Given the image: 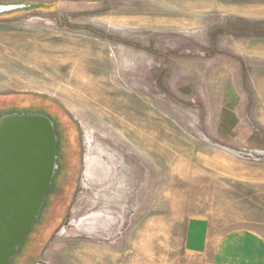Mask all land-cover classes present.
Instances as JSON below:
<instances>
[{"label": "rangeland", "instance_id": "rangeland-1", "mask_svg": "<svg viewBox=\"0 0 264 264\" xmlns=\"http://www.w3.org/2000/svg\"><path fill=\"white\" fill-rule=\"evenodd\" d=\"M0 6V117L41 109L61 137L10 264H212L230 234L264 242V0Z\"/></svg>", "mask_w": 264, "mask_h": 264}, {"label": "water", "instance_id": "water-1", "mask_svg": "<svg viewBox=\"0 0 264 264\" xmlns=\"http://www.w3.org/2000/svg\"><path fill=\"white\" fill-rule=\"evenodd\" d=\"M15 6H0V15ZM57 136L44 115L0 118V264H10L57 170Z\"/></svg>", "mask_w": 264, "mask_h": 264}, {"label": "crops", "instance_id": "crops-1", "mask_svg": "<svg viewBox=\"0 0 264 264\" xmlns=\"http://www.w3.org/2000/svg\"><path fill=\"white\" fill-rule=\"evenodd\" d=\"M4 55L8 56L10 53H8V51H4V54H1L0 57L2 58ZM36 57H38V59L35 62L37 64H42L41 59L39 60V56L36 55ZM5 62L9 64V68L7 69H10L11 71L12 67H10V62ZM42 66H44V64H42ZM203 240H201V235L197 232V237L194 236L192 238V247L189 248V250H192L195 255L202 256L207 248V244L206 242L203 243ZM135 242H137V240H135ZM94 246L95 244H92V247ZM133 246H135V244ZM95 256L98 258H95ZM101 257L102 255L95 252H89L88 255L85 254L84 256L87 262H95ZM211 263L264 264V242L258 235L250 232H237L230 234L222 239L219 243L218 241L216 242L212 252Z\"/></svg>", "mask_w": 264, "mask_h": 264}, {"label": "flooded vegetation", "instance_id": "flooded-vegetation-1", "mask_svg": "<svg viewBox=\"0 0 264 264\" xmlns=\"http://www.w3.org/2000/svg\"><path fill=\"white\" fill-rule=\"evenodd\" d=\"M14 102H16V101H14ZM24 108H26V109H24ZM22 114L44 115V116L48 117L53 122V124H54V131H55L56 136H57V147L56 148H57V152H58L59 145H60V141H61V137L59 135L60 133H59L58 127H57V121L54 118H52L49 114L41 111V109H33L32 110L31 108H28V107L24 106L22 110L12 109V110H10L7 113L2 114L1 117L8 116V115H22Z\"/></svg>", "mask_w": 264, "mask_h": 264}, {"label": "bare ground", "instance_id": "bare-ground-1", "mask_svg": "<svg viewBox=\"0 0 264 264\" xmlns=\"http://www.w3.org/2000/svg\"><path fill=\"white\" fill-rule=\"evenodd\" d=\"M82 73H84L83 71L82 72H80L79 70H77V68H76V74H77V85L78 86H81V87H84L85 86V84H87V86H88V89H89V86H90V81H89V79H88V77H85V74H82ZM92 84V83H91ZM92 87V86H91ZM93 89H96L97 90V88H93ZM89 91V90H88ZM90 91H91V89H90ZM95 91V90H94ZM94 91H93V93H94ZM90 94H91V92H89ZM96 93V92H95ZM100 94H101V92H100ZM96 96V95H95ZM94 96V97H95ZM103 97V96H102ZM98 100H101V98L100 99H98ZM102 102V101H101ZM100 102V103H101ZM109 104H110V102H109ZM100 106V105H99ZM102 107V106H101ZM106 109H108V108H106ZM108 111V110H107ZM151 148H152V146H151ZM150 154H152L151 152H149ZM99 161V160H98ZM90 170V169H89ZM128 170V169H127ZM90 172V171H89ZM103 175V174H102ZM138 188V187H137ZM120 198V197H119ZM112 199V198H111ZM110 200V199H109ZM115 200V199H114ZM114 202V201H113ZM117 203V202H116ZM120 203V202H119ZM114 205V204H113ZM126 208V207H125ZM131 209V208H130ZM130 214V213H129ZM138 216V215H137ZM128 217V216H127ZM104 223V222H103ZM86 255H88V254H86ZM95 258H98L97 256H95ZM87 261V260H86Z\"/></svg>", "mask_w": 264, "mask_h": 264}, {"label": "trees", "instance_id": "trees-1", "mask_svg": "<svg viewBox=\"0 0 264 264\" xmlns=\"http://www.w3.org/2000/svg\"><path fill=\"white\" fill-rule=\"evenodd\" d=\"M226 109V107L224 108V110ZM220 128L222 129L223 127L222 126H224V123H223V118H222V120H221V124H220Z\"/></svg>", "mask_w": 264, "mask_h": 264}]
</instances>
